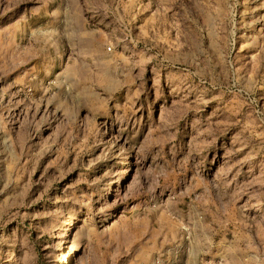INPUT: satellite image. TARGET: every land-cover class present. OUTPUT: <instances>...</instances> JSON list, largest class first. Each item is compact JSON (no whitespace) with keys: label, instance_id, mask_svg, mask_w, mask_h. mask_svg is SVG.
Segmentation results:
<instances>
[{"label":"rangeland","instance_id":"1","mask_svg":"<svg viewBox=\"0 0 264 264\" xmlns=\"http://www.w3.org/2000/svg\"><path fill=\"white\" fill-rule=\"evenodd\" d=\"M0 264H264V0H0Z\"/></svg>","mask_w":264,"mask_h":264},{"label":"built area","instance_id":"2","mask_svg":"<svg viewBox=\"0 0 264 264\" xmlns=\"http://www.w3.org/2000/svg\"><path fill=\"white\" fill-rule=\"evenodd\" d=\"M108 50H110V48H108ZM186 238H188V237H186Z\"/></svg>","mask_w":264,"mask_h":264}]
</instances>
